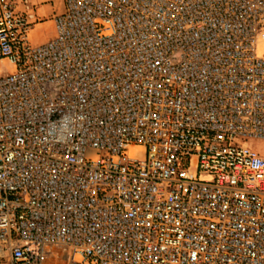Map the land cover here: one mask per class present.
<instances>
[{
  "label": "built area",
  "instance_id": "1",
  "mask_svg": "<svg viewBox=\"0 0 264 264\" xmlns=\"http://www.w3.org/2000/svg\"><path fill=\"white\" fill-rule=\"evenodd\" d=\"M63 2L0 0V264H264V0Z\"/></svg>",
  "mask_w": 264,
  "mask_h": 264
},
{
  "label": "rangeland",
  "instance_id": "2",
  "mask_svg": "<svg viewBox=\"0 0 264 264\" xmlns=\"http://www.w3.org/2000/svg\"><path fill=\"white\" fill-rule=\"evenodd\" d=\"M34 11L39 14L40 20L32 32L34 44L44 43L56 36L54 25L51 21L52 16L60 11L63 6V0H25ZM0 69L5 74L6 68L0 63ZM57 89V88H56Z\"/></svg>",
  "mask_w": 264,
  "mask_h": 264
}]
</instances>
